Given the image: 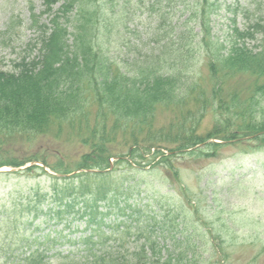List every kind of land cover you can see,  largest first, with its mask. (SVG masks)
<instances>
[{"label": "rangeland", "instance_id": "obj_1", "mask_svg": "<svg viewBox=\"0 0 264 264\" xmlns=\"http://www.w3.org/2000/svg\"><path fill=\"white\" fill-rule=\"evenodd\" d=\"M209 2L213 4L208 18L210 40L223 43L214 48L215 53H228L234 26L249 28L264 17V0ZM163 5L167 13L163 28L170 31L174 25L182 29L201 2L169 0ZM31 8L39 24L50 26L51 17L44 12L41 0H0V70L5 73L16 70L24 56L26 61L36 57L38 62L39 49L34 45L42 34L32 24ZM120 9L116 5V11ZM138 15L128 28L113 12L100 23L96 45L109 58L114 75L132 71L138 59L155 57L152 52L158 46L152 29L157 21L145 9ZM201 22L194 18L188 25L199 35L193 39V47L199 52L186 47V52L196 57L195 72L182 74L187 77L184 85L191 90L184 89L182 99L162 103L150 125L118 121L114 124L115 118L110 116L106 147L112 156L108 180L113 190L130 188L128 195L119 194L118 206L106 207V201L98 202L105 223L100 224V214L94 213L98 222H91V214L80 198L71 209L54 198L56 187L62 188L66 183L76 186L79 181L57 180L54 176H63L53 175L60 174L53 168L72 171L66 174L70 177L85 173L77 168L84 155L99 147L100 140L95 137L101 116L95 101L87 105L85 113H73L64 121L51 118L41 131L0 129V155L14 163L29 160L25 165L0 168L4 170L0 172V264H24L25 256L38 246L50 248V264H67L62 257L70 251L78 256L85 253L84 245L78 242L81 236L99 230L110 234L112 227L117 226H131V235L124 241L132 251L145 241L139 236V226L150 223L165 254H189V258L193 255L198 264H264V139L253 140L244 136L246 133L229 132L227 119L242 111L245 104L244 113L250 106L257 110L243 121L264 123V76L230 71L221 65L218 76H214L209 53L201 52L197 45L202 37ZM253 33L247 45L258 50L264 46V36ZM183 36L188 42L189 34ZM192 139L201 141L190 149L210 143L219 147L198 154L176 153L170 158L171 165L170 161H159L162 153L168 154L177 141ZM147 147L152 152L145 154L142 164L129 155L131 150L143 151ZM156 150L161 154L150 163L147 159L152 160ZM29 165L36 169L21 170ZM121 207L126 214L121 213ZM133 208L135 215L137 211L141 215L139 219L135 216V221L130 217ZM121 220L125 223L117 225ZM34 238L36 241L32 242ZM107 242L109 247L124 243L115 237ZM80 256L77 258L82 259Z\"/></svg>", "mask_w": 264, "mask_h": 264}, {"label": "trees", "instance_id": "obj_2", "mask_svg": "<svg viewBox=\"0 0 264 264\" xmlns=\"http://www.w3.org/2000/svg\"><path fill=\"white\" fill-rule=\"evenodd\" d=\"M41 1L45 7L44 12L51 17V20L50 26L44 22L39 24L37 15L31 8L32 24H36L38 31L42 34L40 42L34 45L39 49L38 62L35 60L36 57L26 61V56H24L20 63L16 64V70L12 73L0 70V129L5 128L10 132L15 130L24 133L37 132L43 130L48 122H51V118L64 121L70 118L73 113H85L87 105L93 101L99 105L101 122H99L98 134L95 137L100 140L99 147L93 153L84 155L79 168H77L87 171L73 177L58 178L54 176L55 179L64 182H73L75 179L79 181L76 186L73 183L72 185L66 183L62 188L56 187L54 198L61 204L64 202V208L68 209L74 207L75 201L80 198L85 202V208H88L86 212L89 211L91 214V222H98L97 216H93L94 213L100 214V224L105 223V215L98 208L99 201H106V207L117 205L119 194L128 195L130 188L128 186L120 191L113 190L111 189L112 184L108 180L111 178V173L107 168L111 166L109 158L112 156V152L106 147L107 125L110 116L115 118L114 124L118 121L121 124L148 123L150 125L151 120L156 116L157 108L162 103L182 99L186 91L191 90L184 85L187 77L185 75L183 77L182 74L184 71L195 72L193 66H196V62L194 63L196 57L194 58L186 52L187 46L191 47L193 52H199L193 47V39L199 35L194 33L192 27L188 26L194 18L202 20V37H200V42L196 43L200 46L201 52L209 53L208 58L214 76H218L220 65L231 69L230 71H248L264 76V46L254 50L247 45L248 40L254 37V31L264 36L263 16L249 28L241 29L234 26L232 28L233 42L228 53H215L214 48L219 45L223 46V43L218 41L215 44L210 40L211 30L208 18L209 10L213 6L209 2L210 0H199L201 5H198V11L194 12L186 23L184 22L183 28H175L176 25H174L170 31L163 28L167 14L163 4L169 0ZM57 4L59 7L55 8ZM116 5L121 6L120 11H116ZM143 9L147 10L149 16H154L157 21L152 29L153 41L158 46L152 52V55L155 53L153 55L155 57L144 61L138 59L135 61V68L133 67L132 71L114 75L110 68L109 58L106 57L103 49L96 45L95 38L98 37L100 23L108 19V16L113 12L114 15L121 18L120 23L128 28L131 23L137 20L138 13L142 14ZM140 10L141 12H139ZM139 24L140 22L136 23L135 28ZM185 33L189 34L188 42L183 36ZM172 68H175L174 71ZM245 108L244 104L242 111L232 117H227L230 123L229 132L246 133L247 135L244 136L253 140L264 139V123L260 124L261 121L251 119L243 121L245 117L253 116L257 109L250 106V109L244 113ZM199 141L201 140L192 139L185 143L177 141L168 154L162 153L159 161L163 160L166 163L170 161L168 164L171 165L170 158L176 153L198 154L207 152L210 148L216 150L219 147L217 143H210L190 149L196 146ZM150 152L152 149L147 147L143 151L131 150L129 155L133 160H141L142 164L145 161V154ZM160 154L156 150L150 157L152 160H147L153 163ZM0 159H3L0 160V168L4 165L21 166L29 161L14 163L4 159V156L1 155ZM28 168L36 169L34 166ZM53 169L63 175L72 172ZM93 169H98V171L91 172ZM67 197H71V199L68 200ZM128 207L132 206L128 205ZM120 211L122 214H126L124 207H121ZM58 213L62 214L61 211ZM135 216L139 219L141 215L138 211L135 215L133 208L130 215L133 218L132 221L136 220ZM122 223L125 221L121 220L116 224L121 225ZM151 226V223L139 226V236L143 237L145 241L132 251L124 241L125 237L131 235V226L122 229L117 226L112 227L110 234L99 230L81 236L78 242L85 247L83 249L85 253L79 255L82 259L77 258L79 256L72 251L62 259L66 260L67 264H198L193 255L189 258V254L163 253L164 247H161L160 242L156 240L153 234L154 228L152 226V229ZM98 232L101 233L98 234ZM114 237L124 243L118 247L113 245L109 247L107 240ZM31 241H36V238ZM49 249H41L40 246L34 248L25 256L24 264H50ZM116 252L117 255H115Z\"/></svg>", "mask_w": 264, "mask_h": 264}, {"label": "water", "instance_id": "obj_3", "mask_svg": "<svg viewBox=\"0 0 264 264\" xmlns=\"http://www.w3.org/2000/svg\"><path fill=\"white\" fill-rule=\"evenodd\" d=\"M0 171H2V170H0Z\"/></svg>", "mask_w": 264, "mask_h": 264}]
</instances>
